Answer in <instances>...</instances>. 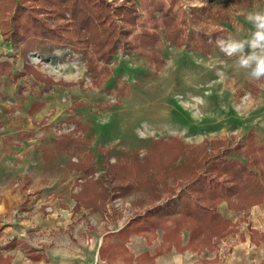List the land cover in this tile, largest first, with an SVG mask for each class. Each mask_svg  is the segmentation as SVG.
I'll list each match as a JSON object with an SVG mask.
<instances>
[{
    "label": "rangeland",
    "instance_id": "rangeland-1",
    "mask_svg": "<svg viewBox=\"0 0 264 264\" xmlns=\"http://www.w3.org/2000/svg\"><path fill=\"white\" fill-rule=\"evenodd\" d=\"M104 1L108 3L106 12L110 17L100 29L111 26L110 21L123 29L118 35L121 42L119 40L113 54L112 41L104 43L106 54L111 53L110 59H98L94 44H85L90 34L75 35L73 26L79 24V19L74 21L68 11L64 16L55 13L59 9L58 1L50 11L54 1L41 0L43 9L35 14L26 9L30 20L23 21L25 27L35 28L36 35L30 30L22 37L20 45L33 43L36 46L37 39L55 44L48 54L34 48L26 51L28 65L46 80L38 81L31 73L15 81L8 76L0 77V103L24 108L0 118V133L10 144L39 140L35 150H29L42 153L44 166L36 170L41 169L44 183L52 184L48 191L32 193L34 199L37 202L54 199L74 192L79 186L95 183V179L102 184L116 183L119 188L114 191L116 196L106 199L104 206L98 210L83 206L80 212L86 232L83 237L93 242L102 240L104 249L112 243L124 245L125 250L116 247L121 251L115 256L107 250L114 264H129L132 260L150 263L151 256L163 252L160 228L142 230L127 241L115 236L116 232L108 231H115L164 204L170 205L167 211L180 212L185 196L190 199L197 196L188 190L195 179L202 184L217 179L222 184L230 176L224 169L218 172L214 167L225 165L228 159L239 160L256 179L240 187L229 185L227 198L214 207L215 214L223 221L210 223V228L183 226L178 233L181 243L179 240L177 245L168 243L166 250L176 249L185 264H227L232 246L245 238H250L251 242L261 239L264 245V234L254 228L264 219L258 222L249 213L254 202H258L255 204L264 212V175L251 165L252 156L246 154L252 145L264 146V80H250L245 70L234 66V58L224 55L215 43L217 37L228 35L249 38L255 29L247 16L256 11L264 12V0ZM131 3L135 7L134 21H129L133 14L127 12H123L126 17L120 20L123 13L117 7ZM165 12L175 19L179 29L170 36L179 34L182 42L169 41V31L162 22ZM103 33L106 36L103 30L99 35ZM149 34H156L154 43L149 42ZM7 45L0 35V58L13 62L11 73H18L23 70L25 59L20 57V50ZM29 110L37 113L29 116ZM25 124L32 125L31 130L27 127L18 130ZM63 135H72L80 142L57 149L53 140ZM169 139H175L172 146L177 149L180 148L177 140L180 142L182 155L174 159L173 151L165 152L157 163V171L153 168L147 173L137 171V161L143 165L149 153L154 157L156 140ZM31 153L27 162L36 158ZM57 153L58 161L64 160L66 169H58L53 163ZM254 153L259 156L263 151L256 149ZM81 162L91 166L85 175ZM163 163L180 167L177 174L180 178L166 174L167 177L161 179L160 174L174 169L172 165L161 168ZM191 166L196 169L192 177L188 173ZM153 176L157 187L163 190L158 200L153 199V192L151 194L144 186ZM128 184L132 186L130 190ZM63 185L66 187L60 189ZM87 188L85 186V191ZM253 197L256 199L252 200ZM22 212L20 214L32 213ZM72 223L76 227V222ZM146 250L155 253L150 257L136 255ZM168 257L176 259L179 254Z\"/></svg>",
    "mask_w": 264,
    "mask_h": 264
},
{
    "label": "trees",
    "instance_id": "trees-1",
    "mask_svg": "<svg viewBox=\"0 0 264 264\" xmlns=\"http://www.w3.org/2000/svg\"><path fill=\"white\" fill-rule=\"evenodd\" d=\"M45 1V0H44ZM54 1L53 4H51L50 11L54 10V7L57 5L55 3L58 1L59 9L55 11V13L60 14L64 16V12L68 11L72 15L74 21L76 19H79V24L73 26L75 30V35L79 34V32H87L90 34L91 38L88 39L89 42L94 44L95 54L98 55V59H104L108 60L110 59L109 56L111 53L106 54L105 49L103 46L104 43L109 44V41H112V44L110 47H112V54L114 53L115 49L117 48V45L119 44V40L121 42V39L118 37V35L121 34L122 30L120 27L113 25L112 21H110L111 26H106L107 28H101V26L108 20L110 17V14L106 12L108 8V3L104 0H50ZM65 2H70L69 4L65 5ZM41 4V0H0V35L3 41L7 42L11 48L20 50V57L25 59L26 57V51L29 49H37L40 53L48 54L50 51L56 47L55 44L52 42H46L44 40L37 39L34 42H37L38 45L34 46L33 43H26L23 46L20 45L22 41V37L26 34L32 31L34 35H36L35 28L31 27H25L23 21L30 20L29 15L27 14V10L29 9L31 14L37 13L38 10L43 9ZM118 10L120 9V13L127 12L129 15L134 12V3L129 4V6H126V4H121L119 7H117ZM194 11V10H193ZM51 13V12H48ZM55 13H51L50 15H54ZM194 13V12H193ZM32 16V15H31ZM136 14L132 15L129 19L130 22L134 21ZM193 16V15H192ZM34 17V16H33ZM125 14L123 13L120 15V20H124ZM163 27H165L166 31H169V36L172 31L179 30L178 27L175 25V19H171L168 17L167 12L164 13V18L162 19ZM32 25V22H30V26ZM99 28V29H98ZM121 29V30H120ZM31 30V31H30ZM97 31V33L93 31ZM105 31L107 34L104 36V33L99 35L101 31ZM168 34V33H167ZM43 35V34H41ZM94 35V36H93ZM41 36H38L37 38H40ZM149 42L154 43L156 41V34H149ZM180 35L177 34L175 37H168L169 41L177 44L180 41L182 42V39H180ZM109 38V39H108ZM108 39V41H107ZM146 42V41H145ZM173 43V44H174ZM58 45V44H57ZM63 45V44H59ZM180 45V44H179ZM110 50V48H109ZM111 52V51H110ZM13 66V62H10L8 60H0V77H11L13 81L17 80L18 77L22 75H26L27 73H31L36 80L42 81L46 80L43 78L42 75L38 71H35L30 65H28V62L25 59V64L23 65V70L18 73H11ZM93 71V70H92ZM96 72V69H95ZM45 82V81H44ZM156 147H155V155L154 157L150 156V153L145 156V162L142 163L143 165H140V162L137 161V164H135V167L137 171H142L143 173H147L149 169H154L157 171V163L159 160L161 161L160 157L163 156L165 152L172 153L174 159L176 157L182 155V145L177 140V144L180 145V148H174L172 146V142L175 141V139H169V140H156ZM155 141V142H156ZM80 141H77L76 137H72V135H63L60 136L57 139L56 145L58 148L63 147H71V145L79 143ZM74 146V145H73ZM256 149H259L263 151L261 155H257L254 153ZM246 152L247 156H252L251 165H254L262 175H264V146L263 147H256L255 145H252L247 149ZM162 153V154H161ZM225 158H222V160ZM224 161V160H223ZM188 162V161H187ZM220 162L219 160L217 161ZM226 164L221 167H214L213 170H216L219 172L222 169L226 171L227 174H229L230 179L229 180H223V183L220 184V182L217 179H214L213 181H208L207 184H202L199 182V180L195 179L191 185L188 187V190L190 192L194 191L197 196H194V198H188V196H185L181 202V211L177 213H173L172 211H167L168 207L170 205L164 204V207H157L156 209L153 208L152 211H147L145 214H142L141 217L132 219L130 222L126 223L120 230H118L115 233V236L122 238L123 240L127 241L129 240L131 235H136L138 232H143L145 230H150L157 227L162 230V242L164 246L166 244L173 243L175 245L179 244L178 240L181 243V234H178L180 229L184 226L189 229H195L200 226L210 228V223L213 224L214 222L223 221L222 218L218 214H215V208L218 203L222 202L224 199L227 198V193L230 191H227L229 189V185H235V187L243 186L245 183H251L253 182L256 177L255 174L252 173L250 170L246 169V166L241 163L239 160H225ZM161 163V162H160ZM216 163V165H218ZM87 164V163H85ZM172 165L171 163H163L160 167L163 166L167 167ZM263 165V166H262ZM81 169L83 170V174H87L88 171L91 169V166L87 165L84 166V163L81 162ZM174 165H172V168ZM188 166V164L186 165ZM195 166H191L188 169V173H192L195 171ZM178 172H180V167L175 166L174 169L171 171H164L163 175L160 174L162 177L161 179H164L166 174H170L169 176L177 177ZM152 173L150 172L149 175ZM192 174L189 175L192 177ZM167 177V176H166ZM142 178V177H140ZM180 178V176H178ZM155 177L153 176V179L149 182L145 183V188L147 190H151V194L153 192L152 198L158 200L161 198V192L163 190H160V188L157 187V183L155 182ZM95 183H92L87 186L88 190L85 191V186H79L80 188L72 194V197L76 200V204L74 208H80L83 207L86 209H93L98 210L100 207L104 206L106 199L112 198L116 196L115 189L118 188L116 183L113 184H102L98 179L94 180ZM165 182V181H164ZM161 182V183H164ZM115 185V186H114ZM141 185V184H140ZM110 186V187H109ZM234 187V186H233ZM128 190L132 188L131 185L128 184ZM191 188V189H189ZM119 189V188H118ZM234 189V188H233ZM160 191V192H159ZM91 192V193H90ZM156 192L157 195L155 194ZM90 193V194H89ZM156 198H155V197ZM101 197V199H100ZM180 197V196H179ZM99 198V199H97ZM260 199V197H258ZM256 199V197H253L252 200ZM251 200V201H252ZM180 203V202H179ZM258 203L254 202L253 204ZM86 205V207H85ZM180 205V204H179ZM225 221V220H224ZM143 230V231H142ZM179 236V239H178ZM161 244V243H160ZM116 247L121 248L122 250H125L126 247L114 245L113 243L110 245H107V247L104 249L103 245H101L98 249L100 254L105 253L107 249H110V251H113V253H118L121 250ZM169 247V246H168ZM142 256H148V253H144ZM152 257V256H151Z\"/></svg>",
    "mask_w": 264,
    "mask_h": 264
},
{
    "label": "crops",
    "instance_id": "crops-1",
    "mask_svg": "<svg viewBox=\"0 0 264 264\" xmlns=\"http://www.w3.org/2000/svg\"><path fill=\"white\" fill-rule=\"evenodd\" d=\"M3 59L0 58V60ZM16 110L23 111L24 108L7 107L0 103V118H6ZM28 113L33 117L37 112L29 110ZM30 124H25L18 130H26L25 127L29 129L32 127ZM54 140V145H56L57 140ZM22 142L24 143L19 142V145L10 144L0 133V264H114L113 259L108 258L109 251L107 250L110 249L103 254L98 251L99 247L104 244L102 240L93 242L92 239L90 241L83 237L86 232L83 230L80 212L84 208H74L76 200L72 197V194L79 188L54 199L45 198L41 199V202L34 199L35 195L32 193L50 190L51 183H44L41 179L43 175L41 169L36 170V167L44 166L42 153L35 151L31 153L29 150L36 148L40 141L34 139ZM56 148L58 149L57 145ZM30 153L36 158H31L32 161L27 162V156L29 157ZM55 157L53 163L55 162L56 167L66 169L65 161H58V153ZM65 187L66 185H63L60 189ZM39 209L50 212L44 213ZM28 211L32 213L20 214V212L27 213ZM249 213L254 215L258 222L264 219V212L256 204ZM72 222H76V227ZM124 225L115 231L108 232H117ZM69 227L74 228L67 230ZM254 228L264 234V220ZM164 246L160 247L166 254L161 251V255L152 256V261L144 264H185L182 254L174 248L167 251L166 245ZM232 247L233 251L226 261L227 264H250V262L257 264L258 261L264 264V245L261 239L251 242L250 238H245L244 241ZM146 252L148 257L155 253L147 250ZM142 253L136 255L142 256ZM113 254L116 255V253ZM173 254H179V258L171 257L170 260L168 256ZM129 264H141V261L132 260Z\"/></svg>",
    "mask_w": 264,
    "mask_h": 264
},
{
    "label": "clouds",
    "instance_id": "clouds-1",
    "mask_svg": "<svg viewBox=\"0 0 264 264\" xmlns=\"http://www.w3.org/2000/svg\"><path fill=\"white\" fill-rule=\"evenodd\" d=\"M247 20L255 31L249 38L237 39L232 35L217 37V48L227 57L234 58L237 69L246 71L252 81L264 80V12H252Z\"/></svg>",
    "mask_w": 264,
    "mask_h": 264
}]
</instances>
